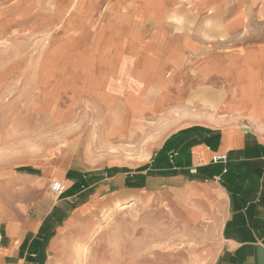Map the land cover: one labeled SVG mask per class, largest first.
<instances>
[{
	"label": "crops",
	"instance_id": "1",
	"mask_svg": "<svg viewBox=\"0 0 264 264\" xmlns=\"http://www.w3.org/2000/svg\"><path fill=\"white\" fill-rule=\"evenodd\" d=\"M99 2L78 8L97 17ZM109 3L96 35L110 47L64 80L105 151L151 160L0 166V264H71L102 212L144 200L206 234L207 264H264V0ZM221 155L227 162L214 164Z\"/></svg>",
	"mask_w": 264,
	"mask_h": 264
},
{
	"label": "rangeland",
	"instance_id": "2",
	"mask_svg": "<svg viewBox=\"0 0 264 264\" xmlns=\"http://www.w3.org/2000/svg\"><path fill=\"white\" fill-rule=\"evenodd\" d=\"M81 1L0 0V166L67 158L90 171L112 157L133 168L151 160L148 153L105 151L91 136L86 109L72 105L64 78L87 70L95 47H110L96 35L97 20L115 2L100 0L93 17L96 10L79 9ZM157 204L144 200L102 212L95 236L77 248L71 264H207L214 249L206 234L184 231Z\"/></svg>",
	"mask_w": 264,
	"mask_h": 264
},
{
	"label": "built area",
	"instance_id": "3",
	"mask_svg": "<svg viewBox=\"0 0 264 264\" xmlns=\"http://www.w3.org/2000/svg\"><path fill=\"white\" fill-rule=\"evenodd\" d=\"M175 156H176V154L172 153L170 155V159L173 160V158ZM226 162H227V155L215 156L213 158V163L214 164L226 163ZM190 173L193 174V175L197 174V169L196 168L191 169ZM49 190H50V193L53 196L59 197L62 194V192H63V184H62V182H59V181L52 182L50 184Z\"/></svg>",
	"mask_w": 264,
	"mask_h": 264
},
{
	"label": "bare ground",
	"instance_id": "4",
	"mask_svg": "<svg viewBox=\"0 0 264 264\" xmlns=\"http://www.w3.org/2000/svg\"><path fill=\"white\" fill-rule=\"evenodd\" d=\"M128 208V207H127ZM85 250H86V248H85Z\"/></svg>",
	"mask_w": 264,
	"mask_h": 264
}]
</instances>
